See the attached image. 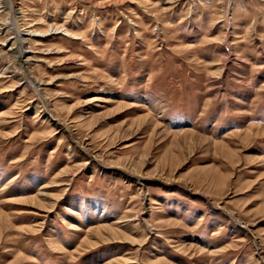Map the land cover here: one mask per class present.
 <instances>
[{"label": "rangeland", "instance_id": "obj_1", "mask_svg": "<svg viewBox=\"0 0 264 264\" xmlns=\"http://www.w3.org/2000/svg\"><path fill=\"white\" fill-rule=\"evenodd\" d=\"M0 264H264V0H0Z\"/></svg>", "mask_w": 264, "mask_h": 264}, {"label": "bare ground", "instance_id": "obj_2", "mask_svg": "<svg viewBox=\"0 0 264 264\" xmlns=\"http://www.w3.org/2000/svg\"><path fill=\"white\" fill-rule=\"evenodd\" d=\"M10 12L12 13L13 12V14H15L16 12L14 11V7H13V5L11 6V9H10ZM14 17V16H13ZM12 19V18H11ZM16 23V22H15ZM10 25V24H9ZM17 25V24H16ZM11 26V25H10ZM15 33H16V41H15V43L14 44H12V46H11V49H15V51H13V54H14V57L15 58H18L19 60H20V62H22L23 63V60L24 59H26V61L25 62H28V56H27V53H29V52H23L22 53V51L21 50H23V48H24V46H23V43H25V39H23V36L21 35L22 33H21V31L20 30H17V31H15ZM18 41V44H20V46L21 47H19V48H17V42ZM12 51V50H11ZM23 63V65H25L26 63Z\"/></svg>", "mask_w": 264, "mask_h": 264}]
</instances>
